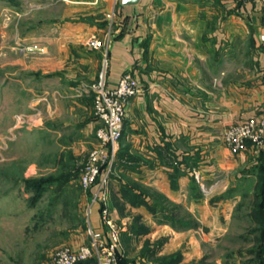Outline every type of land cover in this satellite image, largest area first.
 I'll return each mask as SVG.
<instances>
[{"label":"rangeland","instance_id":"obj_1","mask_svg":"<svg viewBox=\"0 0 264 264\" xmlns=\"http://www.w3.org/2000/svg\"><path fill=\"white\" fill-rule=\"evenodd\" d=\"M121 5L0 0V264H52L57 250L86 243L95 203H108L121 234L132 237L133 247L121 235L132 263L156 264L180 253L179 264H264V213L258 208L264 174L255 165L252 177L219 176L212 185L195 173L197 188L183 193L180 203L124 173L119 194H128L116 197L117 155L108 199L94 202L97 186L81 183L91 153L101 149L93 87L110 70ZM94 39L99 47L91 45ZM149 227L155 235L145 241ZM161 242L162 252L142 256Z\"/></svg>","mask_w":264,"mask_h":264},{"label":"crops","instance_id":"obj_2","mask_svg":"<svg viewBox=\"0 0 264 264\" xmlns=\"http://www.w3.org/2000/svg\"><path fill=\"white\" fill-rule=\"evenodd\" d=\"M121 7L129 25L110 45L108 83L114 87L132 69L145 92L128 109L123 146L131 160L117 163L112 192L123 196L124 173L180 203L193 191L195 173L205 185L219 176L252 177L251 167L264 163V147L235 154L222 134L231 123L264 116L261 1L141 0ZM100 216L96 204L92 226L104 229ZM144 235L152 239L153 228ZM126 241L135 245L132 237Z\"/></svg>","mask_w":264,"mask_h":264},{"label":"built area","instance_id":"obj_3","mask_svg":"<svg viewBox=\"0 0 264 264\" xmlns=\"http://www.w3.org/2000/svg\"><path fill=\"white\" fill-rule=\"evenodd\" d=\"M260 1L263 22L259 37L264 45V0ZM91 45L99 47L100 43L94 39L91 40ZM107 73L102 71L98 82L93 87L95 115L101 124L97 131L101 149L91 153L89 162L80 175L84 187L97 186L94 202L102 196L108 199L110 172L124 135L129 106L133 98L145 92L135 70L125 71L114 87L109 85ZM223 139L235 152H244L250 147L262 149L264 147V116H252L231 124L224 131ZM104 168L107 170L106 177L102 178ZM196 177L199 179L200 175L196 174ZM203 188L205 189L204 185ZM100 207L104 229H97L88 223L89 241L74 249L57 250L52 256V264H79L90 259H95L93 264H121L120 260L123 256L120 255L121 227L113 220L108 203H101Z\"/></svg>","mask_w":264,"mask_h":264},{"label":"trees","instance_id":"obj_4","mask_svg":"<svg viewBox=\"0 0 264 264\" xmlns=\"http://www.w3.org/2000/svg\"><path fill=\"white\" fill-rule=\"evenodd\" d=\"M124 17V16H123ZM122 25V26H121ZM127 25H129V21H128V18H126V17H124L123 19H122V21H121V23H120V25H119V27H122V32H125L126 30H127ZM119 37H121V34L120 33H118V35H115V37H114V39H116V38H119ZM96 116V115H95ZM97 118V117H96ZM125 122H126V120H125ZM125 136H126V131L124 130V135H123V137H122V139H121V145H120V147H119V149H118V154H117V163H119V164H122V160L121 159H125V160H131V157L130 156H128V154H127V152L125 151V148H124V146H123V140H124V138H125ZM263 149V148H262ZM118 159H120V161H118ZM173 161V159H170V162H172ZM116 163V164H117ZM124 164H125V162H123ZM175 165V164H174ZM176 167H178L177 165H175ZM254 168H258V170H259V172L260 173H263L264 174V163H261V164H258V165H255V167ZM198 182L199 181H197V179H196V176H194L193 177V182H192V189L194 188V189H196L197 188V184H198ZM261 187V189H262V191L264 192V184L263 185H261L260 186ZM127 194L128 193H124L123 194V196H127ZM130 194V193H129ZM136 196L137 195H135L134 197H132V198H136ZM264 196L262 195V198H263ZM142 199V198H141ZM142 203H147L146 201H144L143 199H142ZM258 208L260 209V212H263L264 213V203H260V205L258 206ZM263 219H264V216H263ZM263 232H264V230H263ZM163 247H164V244H163V242H161V243H157L156 244V246H149V247H146V248H144L143 250H142V256L144 257V256H154V255H157L162 249H163ZM120 255H123V256H121V260H120V262H121V264H132V262H130L129 260H128V258L126 257V255H127V252L124 250V249H121L120 250ZM182 255L180 254V253H175V254H173L172 256H170V258H169V256H166V257H162V258H160V259H157V260H159L156 264H179L180 262H181V257ZM95 262V259H90V260H87V261H85V262H80L79 264H93Z\"/></svg>","mask_w":264,"mask_h":264},{"label":"water","instance_id":"obj_5","mask_svg":"<svg viewBox=\"0 0 264 264\" xmlns=\"http://www.w3.org/2000/svg\"><path fill=\"white\" fill-rule=\"evenodd\" d=\"M141 0H122V5L124 6H134L138 5Z\"/></svg>","mask_w":264,"mask_h":264}]
</instances>
